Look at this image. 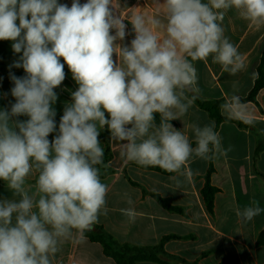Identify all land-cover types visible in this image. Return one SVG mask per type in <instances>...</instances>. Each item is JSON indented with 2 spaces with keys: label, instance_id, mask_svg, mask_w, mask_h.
Returning <instances> with one entry per match:
<instances>
[{
  "label": "clouds",
  "instance_id": "9594fccd",
  "mask_svg": "<svg viewBox=\"0 0 264 264\" xmlns=\"http://www.w3.org/2000/svg\"><path fill=\"white\" fill-rule=\"evenodd\" d=\"M110 5L115 7L113 0L83 5L73 0L71 7L57 0H0V40L14 41V52L22 51V56L10 67L27 73L11 76L16 103L10 112L0 111V180L21 197L0 200V264H52L59 244L74 237L73 229L82 240L101 209L107 214L108 186L96 167L103 164L98 136L105 126L112 140L126 141L120 152L126 161L170 173H180L193 154L210 159V153L221 152L214 124L193 126V148L189 137L170 123L192 104L185 89L198 78L188 57L206 60L215 54L213 62L223 71L235 75L244 70L241 54L218 21L235 8L245 20L264 26V0H165L166 23L133 14L135 38L124 46L115 43L126 35L123 17H115ZM157 28L166 35L161 37ZM61 57L79 87L50 143L47 137L56 129L53 89L65 79ZM221 108L229 119L254 122L238 95L226 98ZM21 115L29 119L10 122ZM34 169L39 176L30 195L24 184ZM127 202L133 203L131 198ZM121 211L135 219L134 209ZM262 211L253 200L243 211L237 208L236 216L247 222Z\"/></svg>",
  "mask_w": 264,
  "mask_h": 264
},
{
  "label": "crops",
  "instance_id": "0c3cea01",
  "mask_svg": "<svg viewBox=\"0 0 264 264\" xmlns=\"http://www.w3.org/2000/svg\"><path fill=\"white\" fill-rule=\"evenodd\" d=\"M57 2L71 7L73 0ZM86 2L79 0L81 5ZM202 2L208 3L209 0ZM113 4L115 7L110 5V9L114 16H122L126 26L124 40L115 42L121 46L130 45L135 38L130 23L133 14H142L146 19L154 18L166 23L165 0H113ZM16 23L19 25L18 20ZM218 23L224 29V36L237 47L246 67L232 75L223 71L222 65L213 62L215 54H210L206 60L192 61L188 57L198 78L195 86L185 89V95L190 100L191 95L206 102H225L226 98L233 95L245 98L258 77V66L264 53V26L257 27L245 20L235 8L227 10L223 21ZM154 31L159 32L161 37L166 35L163 28ZM115 32V29L110 30L111 35H115ZM13 43L12 40H0V61L15 64L20 60L22 51L15 53ZM112 58L114 63H119L115 53ZM13 75L23 78L27 73L22 67L8 72L0 68V111L10 112L11 106L16 103V98L11 94L15 86L11 79ZM78 87L72 74L65 72L61 85L53 89L57 94V100L51 105L56 113V129L47 137L50 143L59 134L61 117L65 108L74 102L72 93ZM242 102L253 117L254 122L250 125L229 119L222 108L220 114L228 119L217 122L193 100L183 116L170 121L177 130L189 137L193 148L196 147L194 125L203 127L214 124L221 139V152L214 155L210 153V159L193 154L180 173L126 161L120 155L121 143L126 141H114L110 136L111 159L107 164L110 172L100 176L101 182L108 186L105 197L107 214L101 209L98 221L92 230L84 232L82 240L73 229L74 237L59 244L52 264H117L105 254L101 242L91 240L90 235L98 231L108 235L115 244L137 247H154L169 237L163 243L165 254L159 256V261H139L135 264H264V245L257 242L264 230V211L247 222L236 216L237 208L243 211L245 207L252 206L253 200L258 201L261 209H264V88L253 101ZM28 119V116L21 115L12 117L10 122ZM101 130L98 140L104 149ZM211 167L210 184L217 188V192L213 210L209 211L203 189ZM38 176L39 172L34 169L25 178L24 187L30 195L36 192ZM156 195L179 211L164 207ZM20 198L8 188L7 181L0 180V200ZM129 198L133 202L131 205L127 202ZM128 208L134 209V220L121 211Z\"/></svg>",
  "mask_w": 264,
  "mask_h": 264
},
{
  "label": "trees",
  "instance_id": "16d2710c",
  "mask_svg": "<svg viewBox=\"0 0 264 264\" xmlns=\"http://www.w3.org/2000/svg\"><path fill=\"white\" fill-rule=\"evenodd\" d=\"M30 18L31 17L29 16L28 19ZM60 62L64 64V71L71 73L70 69L68 68L67 64L64 62L62 57L60 58ZM12 65L14 64H7L4 61H0V68L4 72L17 69V67H10ZM263 88H264V53L262 55L260 64L258 66V77L255 81V84L252 90L250 91L249 95L245 98H241V101H253L256 95L258 94V92ZM191 99L201 108L205 109L211 115V117H213L217 122H221L228 119L220 114L221 105L224 103L223 101L206 102L192 95H191ZM154 116H155L156 124L159 125L161 119L159 113H155ZM106 118L110 119L108 113ZM239 124L243 125L242 123ZM100 135L103 141L105 142V148H104L103 164L97 165L96 167L99 168L100 176H104L110 172V169L108 167H105L104 165H107L111 159V152L109 146V138L111 136V133L108 130L107 126H105L101 130ZM211 172H212V167L209 169L207 175V183L203 189V195L205 197V202L209 211L213 210L214 197L217 192V188L213 187L210 184ZM157 198L160 201V203L167 209L172 211H179L178 208L171 206L166 200L160 198L159 196H157ZM90 238L93 241L101 242L104 246L105 254L113 258L117 264H135L139 261H159L160 258L158 257V254H165L163 251V243L169 237H165L161 244L154 247H137L128 244H124V245L118 244L116 247H114L108 244L106 240L110 239V237L102 231H98L96 233L91 234ZM257 242L259 245H264V230L261 231V233L259 234Z\"/></svg>",
  "mask_w": 264,
  "mask_h": 264
},
{
  "label": "rangeland",
  "instance_id": "374dc122",
  "mask_svg": "<svg viewBox=\"0 0 264 264\" xmlns=\"http://www.w3.org/2000/svg\"><path fill=\"white\" fill-rule=\"evenodd\" d=\"M106 241L108 242V244H110V245H112V246H114V247H116V246L118 245V244H115V243L111 242L110 239H107ZM160 255H161V254H158V257H159Z\"/></svg>",
  "mask_w": 264,
  "mask_h": 264
}]
</instances>
